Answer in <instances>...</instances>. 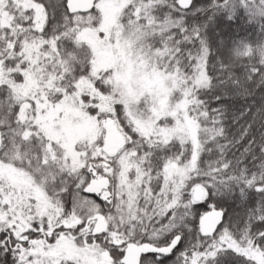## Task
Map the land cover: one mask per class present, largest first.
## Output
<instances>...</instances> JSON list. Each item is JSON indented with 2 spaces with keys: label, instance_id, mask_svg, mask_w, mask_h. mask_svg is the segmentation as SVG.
<instances>
[{
  "label": "snow or ice",
  "instance_id": "obj_1",
  "mask_svg": "<svg viewBox=\"0 0 264 264\" xmlns=\"http://www.w3.org/2000/svg\"><path fill=\"white\" fill-rule=\"evenodd\" d=\"M0 264H264V0H0Z\"/></svg>",
  "mask_w": 264,
  "mask_h": 264
}]
</instances>
